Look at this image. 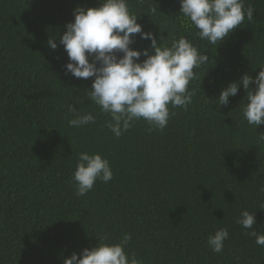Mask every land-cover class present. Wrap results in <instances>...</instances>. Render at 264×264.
<instances>
[{"label":"trees","instance_id":"obj_1","mask_svg":"<svg viewBox=\"0 0 264 264\" xmlns=\"http://www.w3.org/2000/svg\"><path fill=\"white\" fill-rule=\"evenodd\" d=\"M99 3L0 0V264H63L97 245V235L118 242L124 233L142 264H264V247L237 223L241 211L256 212L254 227L264 233V124L243 118L242 83L228 104L216 100L264 67V0H245L253 20L218 46L195 36L180 0H129L144 31L168 43L187 36L209 63L190 82L188 109H175L163 131L149 133L138 121L119 139L86 98L94 78L67 74L63 45L47 44L52 36L59 43L77 6ZM135 40L132 47L150 48V40ZM71 103L96 123L69 127ZM81 151L102 153L114 173L82 197L72 180ZM221 227L229 238L217 254L207 237Z\"/></svg>","mask_w":264,"mask_h":264},{"label":"clouds","instance_id":"obj_2","mask_svg":"<svg viewBox=\"0 0 264 264\" xmlns=\"http://www.w3.org/2000/svg\"><path fill=\"white\" fill-rule=\"evenodd\" d=\"M180 5L181 15L189 22L188 27L195 29V36L213 46L220 45L245 20L250 22L254 17V8L246 6L245 0H180ZM73 15L59 43L57 36H52L47 44L54 51L63 45L68 56L64 65L67 74L77 79L94 78L86 98L107 117L105 126L117 139L138 121L147 123L149 133L163 131L176 114L175 109H188L194 95L190 82L209 63L206 51L184 35L168 43L163 35L157 38L155 33L144 31L129 0H100L99 6H77ZM137 35L150 40V48L132 47ZM141 56L146 58L141 61ZM241 83L247 92L243 118L257 129L264 124V67L255 77L246 73L240 81L229 83L216 99L217 105L228 104ZM73 99L81 102L80 97ZM68 111L74 114L69 127L81 128L97 121L93 112H78L74 103L68 105ZM259 139L264 140V133ZM113 177L106 156L81 151L72 175L75 195L85 196L97 181L108 183ZM260 191L264 193V186ZM237 223L250 230L245 234L255 237V243L264 247V233L254 227L256 212L241 211ZM97 237V245L84 248L82 254L74 252L63 264H142L134 252L129 254L127 250L132 240L130 233L122 234L118 242H109L106 234ZM228 238V228L221 227L209 234L207 244L219 254Z\"/></svg>","mask_w":264,"mask_h":264}]
</instances>
